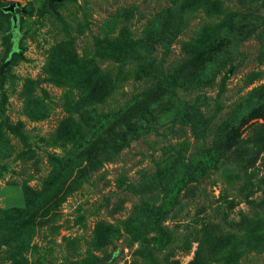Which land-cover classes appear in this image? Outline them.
Segmentation results:
<instances>
[{
  "label": "rangeland",
  "instance_id": "374dc122",
  "mask_svg": "<svg viewBox=\"0 0 264 264\" xmlns=\"http://www.w3.org/2000/svg\"><path fill=\"white\" fill-rule=\"evenodd\" d=\"M263 128L264 0H0V264H264Z\"/></svg>",
  "mask_w": 264,
  "mask_h": 264
},
{
  "label": "trees",
  "instance_id": "16d2710c",
  "mask_svg": "<svg viewBox=\"0 0 264 264\" xmlns=\"http://www.w3.org/2000/svg\"><path fill=\"white\" fill-rule=\"evenodd\" d=\"M15 40L16 38H14V41ZM11 49H13V47H11L10 50ZM8 55L9 53L6 55V57H8ZM105 80L108 81V77ZM105 127L106 126L99 128V129H94L91 135L87 137V139H83V141H80L81 146L78 147L77 143L73 145L72 147V149H74L73 152L76 153L75 158L79 157L80 159L85 160L87 163H89L92 166L97 165V163L102 162V159H103L102 152L107 150L105 149L104 146H106V148H109L110 146H112V144H114L113 145L114 147H117V146L118 148L122 147L124 145L123 143L127 141L130 137H132L133 133L136 134L139 131H144L142 128L144 127V124L143 125L141 124L139 126L136 123H132V118H129L127 121H124V122H119L112 132H108L107 128ZM263 130L264 128L258 129L256 130L255 134H259L260 136H262L264 135ZM234 145L237 147L238 143ZM217 152L220 153L219 150H217ZM66 158L69 159L67 163H71L73 161L70 154L67 155ZM210 164L212 165L211 160L209 158H205L201 161H197L193 163V166H192L193 169L190 172L188 169H186L181 174L178 173V174L172 175V180L175 185L180 184L184 186L186 184V180L194 181L193 176L200 177L204 175ZM51 174L52 175H49L48 177L44 179L45 181L43 185L44 187L52 183L54 179L53 178L54 172ZM32 192L36 193L37 195L43 194V192L41 193V191H38V190H33ZM166 197H171V196L168 195ZM62 199H63V195H61L56 200V204L58 205V203L62 201ZM167 203L172 204V202H167ZM30 220L32 222L31 217H30ZM205 240H206V243L204 245L206 246H202L203 244V241H202V244L200 245L202 246V248L199 247L194 257L188 262V264H212V260L214 258V252L218 250V247L217 248L215 247L216 238L214 236V233L210 232L209 235L205 238ZM96 264H106V259H100L98 260Z\"/></svg>",
  "mask_w": 264,
  "mask_h": 264
},
{
  "label": "water",
  "instance_id": "95a60500",
  "mask_svg": "<svg viewBox=\"0 0 264 264\" xmlns=\"http://www.w3.org/2000/svg\"><path fill=\"white\" fill-rule=\"evenodd\" d=\"M15 7H16V4L14 2H9L6 6H3L1 8L3 12L12 13L11 20H12V25L13 26H15V24H16V15L13 13Z\"/></svg>",
  "mask_w": 264,
  "mask_h": 264
}]
</instances>
